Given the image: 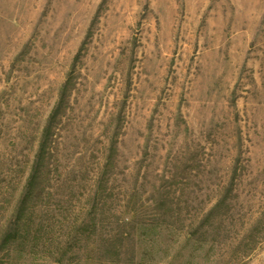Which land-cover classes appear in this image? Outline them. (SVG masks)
Listing matches in <instances>:
<instances>
[{
  "label": "rangeland",
  "instance_id": "374dc122",
  "mask_svg": "<svg viewBox=\"0 0 264 264\" xmlns=\"http://www.w3.org/2000/svg\"><path fill=\"white\" fill-rule=\"evenodd\" d=\"M0 264H264V0H0Z\"/></svg>",
  "mask_w": 264,
  "mask_h": 264
},
{
  "label": "trees",
  "instance_id": "16d2710c",
  "mask_svg": "<svg viewBox=\"0 0 264 264\" xmlns=\"http://www.w3.org/2000/svg\"><path fill=\"white\" fill-rule=\"evenodd\" d=\"M41 163H40V165H42L43 163V160H42V158H40V160H39ZM39 163V162H38ZM38 165V164H37ZM39 166V165H38ZM36 173V172H35ZM37 179V177H36V174H34L33 176H32V178H30V181H29V186L31 185V186H33L34 184H35V180Z\"/></svg>",
  "mask_w": 264,
  "mask_h": 264
}]
</instances>
